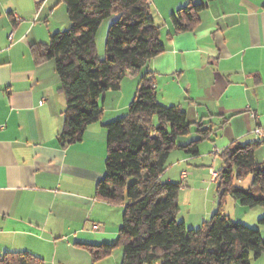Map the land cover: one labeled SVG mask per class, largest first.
<instances>
[{"label": "crops", "instance_id": "crops-1", "mask_svg": "<svg viewBox=\"0 0 264 264\" xmlns=\"http://www.w3.org/2000/svg\"><path fill=\"white\" fill-rule=\"evenodd\" d=\"M188 3L204 7L191 30L177 32L170 17ZM149 7L160 26L163 51L139 73L126 74L117 90L106 91L99 121L85 128L80 141L63 146L57 136L65 98L55 63L37 62L33 49L68 29L65 5L62 0H0V256L27 251L44 264L93 263L76 243L108 242V227L113 221L117 225L122 214L121 205L95 197V184L105 172L104 125L125 114L144 71L157 102L178 106L191 123L190 132L176 138L177 145L201 137L197 122L210 126L197 155L179 148L169 154L162 180L180 183V190L197 189L192 176L203 177L204 183L208 160L218 159L231 143L259 141L257 128L264 135V0H152ZM108 100L115 102L109 106ZM215 175L209 209L193 213L194 218L188 212V225L187 219L179 220L187 228L199 227L218 209ZM225 198L247 214L231 195ZM221 210L232 221H242L232 218L229 209ZM253 212L251 219L264 210ZM251 264H264V253Z\"/></svg>", "mask_w": 264, "mask_h": 264}, {"label": "trees", "instance_id": "trees-1", "mask_svg": "<svg viewBox=\"0 0 264 264\" xmlns=\"http://www.w3.org/2000/svg\"><path fill=\"white\" fill-rule=\"evenodd\" d=\"M68 29L53 33L49 42L33 49L37 62L53 60L59 77L58 90L65 98L63 128L57 139L65 146L81 140L85 128L103 113L99 98L117 90L126 74H137L164 47L160 26L152 19L145 0H62ZM207 2L213 0H206ZM204 4L179 8L170 20L175 31L191 30ZM108 26L105 58L97 59L95 34L105 18ZM105 172L95 184V197L121 205V223L114 244L76 243L87 249L91 261L106 256L120 245V264H251L264 253V236L258 227L232 221L221 210L226 195L247 208L264 207V166L255 160L261 140L233 142L219 152L218 209L197 228L176 219L180 183L162 180L170 152L179 148L198 153V142L210 126L197 122L199 139L177 145L178 136L190 132L191 123L178 106L157 102L148 72L139 77L133 99L123 116L104 125ZM251 175L247 189L235 180ZM264 225V215L258 218ZM100 248V249H97ZM0 264H44L27 251L4 252Z\"/></svg>", "mask_w": 264, "mask_h": 264}, {"label": "rangeland", "instance_id": "rangeland-1", "mask_svg": "<svg viewBox=\"0 0 264 264\" xmlns=\"http://www.w3.org/2000/svg\"><path fill=\"white\" fill-rule=\"evenodd\" d=\"M114 20H116L115 15H112L108 18H105L104 20H102V22L100 23V25L97 28V31L95 34V49H96L98 60H103L105 58V42H106L107 30H108V26L112 22H114ZM98 49L100 50V55H98ZM140 76L141 75L139 74L138 78ZM101 101H102V96L100 97L98 104L100 105V107L103 110ZM114 102L111 103L108 100L107 104L109 106H111V104H113ZM116 119H118V118H116ZM116 119H113V120H116ZM192 129H194V128H192ZM193 132L194 131H192V133ZM200 159L201 158H199L198 160H200ZM212 159L208 160V162L206 163V165L210 166L211 169L210 168L208 169V167H206L205 170L203 171V175L205 176V179H206V181H202L204 183L201 184V179H203V177L199 178L198 175L192 176L189 179L191 181H195V183L193 185L197 189H195V191H190V189H189L190 187H189V188L180 190V192L178 194V198H177V203L179 205V211L177 213L176 219L178 221L183 217V218L187 219L186 222L188 225V218H189V223L192 222V219H190V217L188 216V212H191V214H192L191 218H194L193 213H195V215H197L196 213H198L200 211L205 212L207 208L209 209L210 202L212 201V198H214V195H215V193L212 191V188H214L215 182H213V180L211 179V175H212V172L215 171L216 172L215 180H216L217 179V172L220 169L221 164H222V161L219 158V156H218V159H215V160L213 159L214 161ZM255 159L257 162H259L260 165L264 166V145H261L260 147H258L256 149ZM104 164H105V159H104ZM210 164H212V165H210ZM190 168L192 169V167H190ZM212 168H213V170H212ZM191 181H188V185L193 186ZM251 181H252L251 175H247L238 181L235 180V186L238 188L247 189V188H249ZM216 199L218 200V195H217ZM190 203L192 206H188ZM205 203H206V205H205ZM207 203H209V205ZM223 208L229 209L231 216H233L232 218H237V216L239 218L241 217L242 221L240 223L243 222L242 224H244L246 226L258 227L259 229H260V227L264 226V225H261L258 223V218H260V217L255 216L254 219L253 218L251 219V217H250V213H254L253 211L264 210L263 206H258V207H254V208H245L247 210V214H244L243 212L236 211L234 209V207H232L231 204L226 203V198H225L224 203H223ZM250 211H252V212H250ZM263 215H264V213L261 214L260 216H263ZM120 216H121V212L119 213V220L117 221V225H116L115 221H113L112 223H110V225L108 227V231H107L108 235L105 238L106 241H108V242H103V243L95 244V245L114 244L116 242L117 235H118L117 234L118 228H119L118 224H119L120 219H121ZM209 216H207L205 220H208ZM200 222H201V220H200ZM112 233L114 234L113 236L111 235ZM262 235L264 236V233ZM97 249H100V248H97ZM121 256H122V248L120 245L117 244L109 250V253L106 256L96 260L92 264H120Z\"/></svg>", "mask_w": 264, "mask_h": 264}, {"label": "built area", "instance_id": "built-area-1", "mask_svg": "<svg viewBox=\"0 0 264 264\" xmlns=\"http://www.w3.org/2000/svg\"><path fill=\"white\" fill-rule=\"evenodd\" d=\"M145 2H146L147 4H150V3L152 2V0H145ZM15 20H16V21H20L19 18H16ZM11 38H12V35L9 34V35H8V39L11 40ZM251 116H253V115L251 114ZM255 133H256L257 137L259 138V140H261L262 137H263V132H262L260 129L257 128V129H255ZM184 175H185V174H184ZM215 176H216V175H215ZM93 228L95 229V228H97V226L95 225V226H93Z\"/></svg>", "mask_w": 264, "mask_h": 264}]
</instances>
